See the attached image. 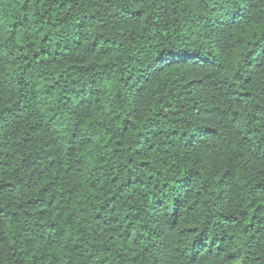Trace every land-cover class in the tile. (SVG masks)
I'll return each mask as SVG.
<instances>
[{
	"label": "trees",
	"instance_id": "obj_1",
	"mask_svg": "<svg viewBox=\"0 0 264 264\" xmlns=\"http://www.w3.org/2000/svg\"><path fill=\"white\" fill-rule=\"evenodd\" d=\"M0 264H264V0H0Z\"/></svg>",
	"mask_w": 264,
	"mask_h": 264
}]
</instances>
